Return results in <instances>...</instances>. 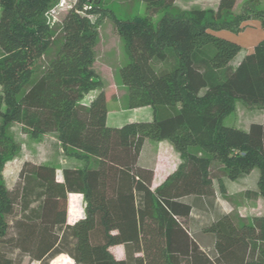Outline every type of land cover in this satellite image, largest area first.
<instances>
[{
	"label": "trees",
	"instance_id": "trees-1",
	"mask_svg": "<svg viewBox=\"0 0 264 264\" xmlns=\"http://www.w3.org/2000/svg\"><path fill=\"white\" fill-rule=\"evenodd\" d=\"M51 1L0 0V119L34 139L56 135L87 164L64 169L59 182L55 166L25 161L9 187L2 173L18 146L0 130V264H264V216L222 211L214 188L226 195L225 178L258 169L264 198V121L247 131L224 123L237 101L264 112V39L234 65L242 47L219 35L250 21L264 28V7L234 15L238 0H219L174 16L177 0H139L145 16L117 18L129 56L120 77L129 108L154 115L111 127L87 0L59 27L47 17ZM148 140L169 141L182 159L156 190L154 169L141 162ZM71 194L86 202L73 225ZM118 245L123 260L109 251Z\"/></svg>",
	"mask_w": 264,
	"mask_h": 264
},
{
	"label": "rangeland",
	"instance_id": "rangeland-1",
	"mask_svg": "<svg viewBox=\"0 0 264 264\" xmlns=\"http://www.w3.org/2000/svg\"><path fill=\"white\" fill-rule=\"evenodd\" d=\"M80 1L81 0H52L50 8L47 12L48 20L51 21L52 24H55V27H59L69 10L73 7H77L80 4ZM95 2L96 1L91 2L87 0L84 4L83 14L89 18L92 26L98 33V37L94 45L95 58L93 66L94 70L102 80L103 86L107 92L109 104L108 108L110 110L111 117H120L121 120H124V124L128 122L126 120H129V118H135V122L147 120L146 118L148 117L144 116H148L149 111L152 110L142 112V110L130 109L128 106V90L122 83L120 69L128 63L129 56L126 41L123 36L119 35L117 24V18L128 19L135 15L145 16L146 4L144 2H140L139 0H103V3L97 4V7H95ZM215 3L216 0H180L178 4L179 6L176 7L177 11L171 10V14L177 16L181 12H190L192 8H215ZM90 5H94L93 8H91ZM263 7L264 0H240L235 11L233 10V14L240 15L244 14L248 10H256ZM162 15L163 13L156 15L154 17V22H158ZM244 26L245 29L239 33L223 30L222 32H219V35L239 43L242 46L243 51L250 50L260 40L264 39V28L261 27V23L259 21H250L249 23H245ZM94 91L95 90L85 94L82 102L89 103ZM255 111L256 110H253L251 112V109L248 108V106L240 101H237L235 103L234 111L226 117L224 123L226 126L243 129L249 124L251 119L254 118L256 113ZM1 129H4L7 135L18 146V151L15 153V156L9 157L5 161L2 173V177L9 187H13L16 183L19 170L25 161H51L59 169L58 179L60 180L61 170L63 167H70L73 165L83 167L87 164L86 159L83 158L84 154L82 152H78L71 148L64 149L62 144L59 143L56 135H44L40 138L34 139L24 133L19 125L11 124L3 126V122L0 119V130ZM148 141L149 144L144 155L145 160H157L161 167L168 165V163L171 168L177 165L179 159L178 156L168 155L169 152L174 154L173 148L169 142H158L153 140ZM90 158L93 159L92 157ZM257 171V174L249 177H245L244 175L240 176L233 184L229 182V186L227 188L225 187L226 195H230L229 192H233L235 194L246 187L256 188L259 182L258 177L260 178V171ZM219 194L221 204L226 206V195L221 193ZM79 199L80 196L77 194L71 196V216L78 207ZM232 199H234L233 202H235V204H239V200L241 198L239 195H236ZM260 212H264L263 201L257 205H252L250 203L245 205L242 213L251 217L253 214ZM109 251L116 259L117 253L115 252V249H110ZM63 261L64 257H60L52 264H64L65 262ZM67 263H69V260ZM22 264L37 263L26 259Z\"/></svg>",
	"mask_w": 264,
	"mask_h": 264
},
{
	"label": "crops",
	"instance_id": "crops-1",
	"mask_svg": "<svg viewBox=\"0 0 264 264\" xmlns=\"http://www.w3.org/2000/svg\"><path fill=\"white\" fill-rule=\"evenodd\" d=\"M239 1L240 0L237 1L236 6L234 8V11H235V9H236ZM179 2H180V0H177L174 6L175 7H178L179 6L178 5ZM218 4H219V0H216V3H215L216 6H215V8H208V9H217ZM193 9H204V8H192L191 10H193ZM253 48H254V46L250 50H245V51H243V48H242L241 52L236 56V58L234 59V61L232 63L234 65H238L245 58V56L249 52H251L253 50ZM103 89H104V92H105L106 97H107V92H106L105 88H103ZM0 91H1V87H0ZM98 93H99V90H95L92 93L93 94L92 97L96 96ZM107 105H109L108 104V97H107ZM143 108L144 107L137 108V109H134V110H142V112L143 111H146L147 112V110H152V111H149V115L148 116H144V117H148V118H146L147 120H141V121H152L153 115H154L153 109L151 107H149V106H148V108L147 107H145L144 109ZM253 110H256L255 111L256 113L254 115V118H252L251 121L249 122V124L246 127H244L243 129H241V130L247 131L252 123H262L264 121V112L262 110H260V109H251V112ZM111 118H112L111 117V113H110V110L108 108V118H107L108 125L111 126V127H121V126L125 125L124 124V120H121L120 117H115V118H112V119ZM126 121H128L126 124L131 123V122H134L135 123V118H129V120H126ZM136 122H140V121H136ZM163 142H169V141H163ZM148 144H149V141H147L146 144H145L144 151H143L142 157H141V162L147 164L148 166H150V167H152L154 169V179H153V182H152V190H156L158 187H160L168 179L169 176H171L173 173H175L177 171L178 167L182 163V159H181V155L177 152V150L174 148V146L169 142V144H171V146L173 148L174 154L172 152H169L168 155L178 156V158H179L178 159V163H177V165L175 167H172L171 168V166H170L169 163H168V165H164V166L161 167V165L158 163L157 160L147 161V160H145L144 155H145V152H146V149H147ZM38 163H47V164H51V165L55 166L57 168V178H58V171H59V169H58V167L55 164H53L49 160H47V161H40ZM83 167L82 166H76V165H73V166H70V167H63L62 170H61V180L58 179V181L59 182H63V180H64L63 179V170L64 169H66V168L80 169V168H83ZM257 170L258 169H254L250 174L244 175V176L245 177H249V176H252L254 174H257V172H258ZM258 179H259V177H258ZM234 181L235 180H230L229 178H225L223 180L224 186L227 188L229 186V184L230 183L233 184ZM217 186H218V183L215 182L214 183V188L216 190L218 204H219L220 208L222 209V211H224V212H230L233 209H237L238 212L240 213V215L243 216V217H246V218H253L255 216H264V212L255 213L251 217H248V215H244L242 213L245 205H247L249 203L252 204V205H257L261 201L264 202V198L261 195H256V193H258V186H256V188L246 187L243 190L235 193L236 195H239L240 198H241L239 200L240 201L239 204H235V202H233L234 199H232V198H234V196H236V195L233 192H229L230 195H228V194L226 195V197H227V199H226V204L227 205L226 206L222 205L221 202H220V199H219L220 194L219 193H221V192H220V190H217V189H219V186L218 187ZM248 192H251L253 194L248 195L247 194ZM71 195H73V194H71ZM71 195L69 196V202H70ZM77 195L80 196V199H79V204H78V207H77L76 211L73 212V215L72 216L70 215V213L68 211V223L71 224V225H73L76 222H78L79 220L85 218V215H86V211H85L86 202H85V199H84L83 195H81V194H77ZM229 199H231V200H229ZM84 202H85V205H84ZM205 238H204V240H205ZM209 240H211V238H209ZM124 248L125 247L123 245H118V246H113L110 249L111 250L112 249H115V252L117 253V257H116L117 260H123L126 257L125 249ZM36 263L39 264L38 262H36Z\"/></svg>",
	"mask_w": 264,
	"mask_h": 264
}]
</instances>
